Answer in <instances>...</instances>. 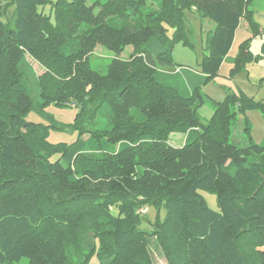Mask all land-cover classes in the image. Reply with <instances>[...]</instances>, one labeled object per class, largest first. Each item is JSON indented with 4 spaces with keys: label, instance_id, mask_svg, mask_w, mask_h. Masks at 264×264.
<instances>
[{
    "label": "trees",
    "instance_id": "obj_1",
    "mask_svg": "<svg viewBox=\"0 0 264 264\" xmlns=\"http://www.w3.org/2000/svg\"><path fill=\"white\" fill-rule=\"evenodd\" d=\"M251 3L0 0V264H154L147 235L168 264H264V141L245 121L247 144L230 142L237 114L264 117V103L227 93L210 119L198 113L240 22L260 33ZM186 9L214 28L199 70L181 77L158 66H174ZM250 40L233 70L258 59ZM96 44L115 54L105 74L90 67ZM26 56L45 72L35 76ZM66 101L77 108L67 126L77 139L51 144L26 115ZM174 132L185 134L179 147L168 142ZM199 189L215 194L217 211ZM149 205L166 213L145 230L138 210Z\"/></svg>",
    "mask_w": 264,
    "mask_h": 264
},
{
    "label": "rangeland",
    "instance_id": "obj_2",
    "mask_svg": "<svg viewBox=\"0 0 264 264\" xmlns=\"http://www.w3.org/2000/svg\"><path fill=\"white\" fill-rule=\"evenodd\" d=\"M250 8L253 10V20L259 24L260 33L257 36L251 35V32L242 21L235 32L232 45L223 59L218 74L201 87V94L205 98V103L198 109V113L204 119H210L213 115V101H222L227 93L244 94L256 101L264 103V84L259 85V81L264 80V54L262 46L264 44V0H252ZM49 11V5L46 6V12ZM0 21H5V18L0 15ZM184 28L183 36L180 38H172L175 40L171 47L170 56L174 66H158L163 71L178 72L180 76H185L187 70L198 71L199 65L203 57V47L208 37V33L213 30L214 23L208 17H201L193 11L184 10ZM171 34V32L169 31ZM185 35V36H184ZM251 37L249 48L254 57L258 58L249 61L243 68H234V58L238 52L239 44ZM186 40H188L186 42ZM133 53L131 46H126L119 54V58L128 60ZM115 57L114 52L107 49L101 44H96L93 51L89 55L90 67L101 74H105L110 60ZM26 64L31 68L35 76H40L45 72L44 67L35 59L26 56ZM264 82V81H263ZM71 101L64 102L63 106L50 104L43 111L36 112L30 110L26 119L31 122L40 124L47 130L46 139L51 144L65 143L72 145L77 139V131L68 129L67 126L73 123L77 108ZM39 109H37L38 111ZM246 119L250 125V134L252 140L257 143L264 141V117L258 110H248L245 113L239 112L236 117V122L232 127L230 142L239 147L246 144L243 135V128ZM52 124L61 126L60 129H54ZM86 124V123H85ZM87 139V135H83ZM184 134L181 132L171 133L168 137V142L176 147L183 144ZM58 156L51 157V160L57 159ZM203 195L207 205L218 210L217 199L213 192L205 189H199ZM115 212V210H114ZM141 214L140 227L145 230H151L152 224L159 217L161 221L165 219L166 210L161 208L156 211L153 205L142 207L138 210ZM158 216V217H157ZM149 240L147 246L150 256L154 264H168L163 254L162 248L155 239V236L147 235ZM243 248L248 253L250 247L242 243ZM26 260L22 261L25 264ZM89 264H96V259L92 258Z\"/></svg>",
    "mask_w": 264,
    "mask_h": 264
},
{
    "label": "crops",
    "instance_id": "obj_3",
    "mask_svg": "<svg viewBox=\"0 0 264 264\" xmlns=\"http://www.w3.org/2000/svg\"><path fill=\"white\" fill-rule=\"evenodd\" d=\"M242 21H243V22L245 23V25L247 26L246 21H245V20H242ZM242 21H241V22H242ZM241 22H240V23H241ZM239 26H240V24H239ZM239 26H238V27H239ZM247 28H248V27H247ZM251 52H252V51H251ZM246 119H248V118H247V115L245 114V120H246ZM246 121H247V120H246ZM244 127H245V125H244ZM243 135H244V137H245V141H246V136H245V133H244V128H243ZM184 139H185V134H184ZM183 142H184V141H183ZM254 142H255V141H254ZM256 143H257V142H256ZM246 144H247V141H246ZM246 144H245V145H246ZM245 145H244V146H245Z\"/></svg>",
    "mask_w": 264,
    "mask_h": 264
}]
</instances>
